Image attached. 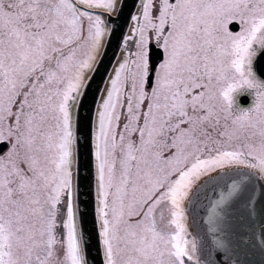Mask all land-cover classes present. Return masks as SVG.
I'll use <instances>...</instances> for the list:
<instances>
[{"label":"snow or ice","instance_id":"6c2138e0","mask_svg":"<svg viewBox=\"0 0 264 264\" xmlns=\"http://www.w3.org/2000/svg\"><path fill=\"white\" fill-rule=\"evenodd\" d=\"M0 264H264V0H0Z\"/></svg>","mask_w":264,"mask_h":264},{"label":"water","instance_id":"95a60500","mask_svg":"<svg viewBox=\"0 0 264 264\" xmlns=\"http://www.w3.org/2000/svg\"><path fill=\"white\" fill-rule=\"evenodd\" d=\"M129 3H131V0H128Z\"/></svg>","mask_w":264,"mask_h":264}]
</instances>
